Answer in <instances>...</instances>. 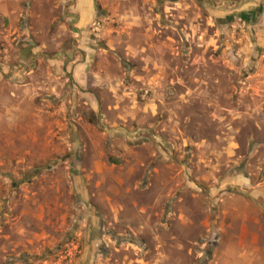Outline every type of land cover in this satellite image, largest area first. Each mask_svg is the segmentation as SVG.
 I'll return each mask as SVG.
<instances>
[{
  "label": "rangeland",
  "instance_id": "374dc122",
  "mask_svg": "<svg viewBox=\"0 0 264 264\" xmlns=\"http://www.w3.org/2000/svg\"><path fill=\"white\" fill-rule=\"evenodd\" d=\"M97 1L0 0V264H264V0Z\"/></svg>",
  "mask_w": 264,
  "mask_h": 264
},
{
  "label": "crops",
  "instance_id": "0c3cea01",
  "mask_svg": "<svg viewBox=\"0 0 264 264\" xmlns=\"http://www.w3.org/2000/svg\"><path fill=\"white\" fill-rule=\"evenodd\" d=\"M98 1L102 2V3L103 2L107 3V0H98ZM75 3L77 5L79 4V7H78L79 9L82 7V10L76 9V11H75L77 13V15L75 14L74 17L76 18V16H77L78 20L81 18V16H85L84 13H85V11H87V9H89L90 7H93V5H94L93 0H75ZM263 4H264V2H263ZM250 10L251 9H248L249 12H251ZM91 14H92V11H91L90 15ZM87 15H89V13H87ZM242 15H246V14H242ZM82 20H84V19H82Z\"/></svg>",
  "mask_w": 264,
  "mask_h": 264
},
{
  "label": "trees",
  "instance_id": "16d2710c",
  "mask_svg": "<svg viewBox=\"0 0 264 264\" xmlns=\"http://www.w3.org/2000/svg\"><path fill=\"white\" fill-rule=\"evenodd\" d=\"M260 12V8L255 9L254 12L251 11L246 15H239L238 18L242 21V22H247V20H253L254 17ZM229 20V19H228Z\"/></svg>",
  "mask_w": 264,
  "mask_h": 264
}]
</instances>
